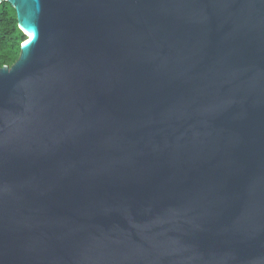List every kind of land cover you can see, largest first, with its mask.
I'll use <instances>...</instances> for the list:
<instances>
[{"label": "water", "instance_id": "obj_1", "mask_svg": "<svg viewBox=\"0 0 264 264\" xmlns=\"http://www.w3.org/2000/svg\"><path fill=\"white\" fill-rule=\"evenodd\" d=\"M2 2L0 264H264V0Z\"/></svg>", "mask_w": 264, "mask_h": 264}, {"label": "trees", "instance_id": "obj_2", "mask_svg": "<svg viewBox=\"0 0 264 264\" xmlns=\"http://www.w3.org/2000/svg\"><path fill=\"white\" fill-rule=\"evenodd\" d=\"M25 39L15 9L8 2L0 3V68L11 67L18 60Z\"/></svg>", "mask_w": 264, "mask_h": 264}, {"label": "bare ground", "instance_id": "obj_3", "mask_svg": "<svg viewBox=\"0 0 264 264\" xmlns=\"http://www.w3.org/2000/svg\"><path fill=\"white\" fill-rule=\"evenodd\" d=\"M30 37L32 38V35H30Z\"/></svg>", "mask_w": 264, "mask_h": 264}]
</instances>
